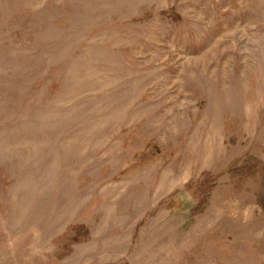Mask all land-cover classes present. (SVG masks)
Masks as SVG:
<instances>
[{
	"label": "rangeland",
	"instance_id": "rangeland-1",
	"mask_svg": "<svg viewBox=\"0 0 264 264\" xmlns=\"http://www.w3.org/2000/svg\"><path fill=\"white\" fill-rule=\"evenodd\" d=\"M0 264H264V0H0Z\"/></svg>",
	"mask_w": 264,
	"mask_h": 264
}]
</instances>
